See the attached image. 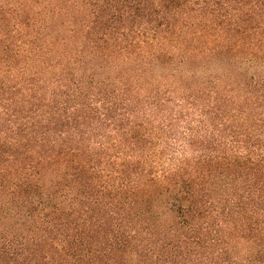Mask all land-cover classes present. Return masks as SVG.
Masks as SVG:
<instances>
[{"label": "trees", "instance_id": "obj_1", "mask_svg": "<svg viewBox=\"0 0 264 264\" xmlns=\"http://www.w3.org/2000/svg\"><path fill=\"white\" fill-rule=\"evenodd\" d=\"M0 264H264V0H0Z\"/></svg>", "mask_w": 264, "mask_h": 264}]
</instances>
